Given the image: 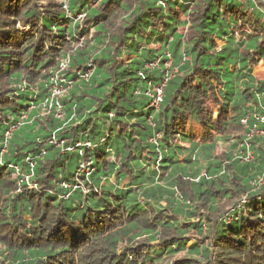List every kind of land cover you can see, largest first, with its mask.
Returning <instances> with one entry per match:
<instances>
[{
	"label": "trees",
	"instance_id": "16d2710c",
	"mask_svg": "<svg viewBox=\"0 0 264 264\" xmlns=\"http://www.w3.org/2000/svg\"><path fill=\"white\" fill-rule=\"evenodd\" d=\"M260 63L256 0H0V264H264Z\"/></svg>",
	"mask_w": 264,
	"mask_h": 264
},
{
	"label": "built area",
	"instance_id": "2783aa9c",
	"mask_svg": "<svg viewBox=\"0 0 264 264\" xmlns=\"http://www.w3.org/2000/svg\"><path fill=\"white\" fill-rule=\"evenodd\" d=\"M66 15L68 16L67 18L71 17V14L69 13V11H67V9H66ZM157 63H158V61H156V63L151 65L149 68L152 69V68L156 67ZM65 67H66V63L63 62L60 65V70L62 71ZM89 74H90V72H89ZM168 78H169V75L167 73V74H165V79L161 82V85L155 89V96L153 97V102H152V106L154 107V109H158V105L161 102L162 91H163V88L165 87V85L167 83ZM51 81L53 83L52 89H50L51 95H50L48 101H46L44 103V106L46 109L45 113H49L51 108H53L56 111L55 114H60V113H62V109L58 103V96L62 92L64 93V89L62 87V83L64 82V80H62L60 78L58 79V77L56 76V77L52 78ZM53 86H54V89H53ZM57 90L59 91L58 94L55 93ZM256 97L258 99H260L259 95H257ZM53 105H55V106L53 107ZM253 117H254V122L251 125H249V123L247 121L248 118L241 120V125L249 128L248 129L249 130V133H248V139L249 140H251L255 136H257V137H263L264 136V115H262V116L254 115ZM25 118L26 117L21 118V121H24ZM9 135H10V132H8L6 134L7 137H9ZM157 137H159V136H157ZM87 146H88V144H87ZM246 148L249 149L250 145L247 144ZM252 157H253L252 152L250 150H248L247 156L245 157V161H247V162L252 161ZM83 171H84V166H81L79 172L83 173Z\"/></svg>",
	"mask_w": 264,
	"mask_h": 264
},
{
	"label": "rangeland",
	"instance_id": "374dc122",
	"mask_svg": "<svg viewBox=\"0 0 264 264\" xmlns=\"http://www.w3.org/2000/svg\"><path fill=\"white\" fill-rule=\"evenodd\" d=\"M84 18V16H76L75 18H73L72 20L73 21H77V20H79V19H83ZM218 45L220 46L221 45V43H219L218 42ZM170 62H167V68L168 67H170ZM261 70H263L262 72L264 73V68H263V65H262V63H260L257 67H256V69L254 70V73H256V72H259V71H261ZM263 73H261L262 74V76H263ZM260 74V75H261ZM261 76V77H262ZM59 79V78H58ZM49 89H52V86H50V88ZM53 89H54V86H53ZM56 94H58L59 93V91L57 90L56 92H55ZM64 95V93L62 92L59 96H58V98H61L62 96ZM50 113V112H49ZM49 113H46V114H49ZM54 117L55 118H57V119H60L61 117H63V113H60V114H54ZM227 150H226V147H225V145H220V146H218L217 148H216V154H218V155H220L221 153H223V152H226Z\"/></svg>",
	"mask_w": 264,
	"mask_h": 264
},
{
	"label": "water",
	"instance_id": "95a60500",
	"mask_svg": "<svg viewBox=\"0 0 264 264\" xmlns=\"http://www.w3.org/2000/svg\"><path fill=\"white\" fill-rule=\"evenodd\" d=\"M264 6V0H256Z\"/></svg>",
	"mask_w": 264,
	"mask_h": 264
}]
</instances>
